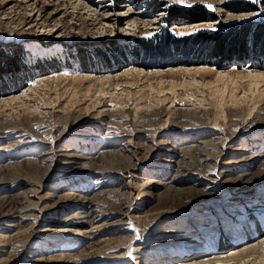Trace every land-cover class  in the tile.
<instances>
[{
  "label": "rangeland",
  "instance_id": "374dc122",
  "mask_svg": "<svg viewBox=\"0 0 264 264\" xmlns=\"http://www.w3.org/2000/svg\"><path fill=\"white\" fill-rule=\"evenodd\" d=\"M185 3L0 0V264H264V0Z\"/></svg>",
  "mask_w": 264,
  "mask_h": 264
},
{
  "label": "trees",
  "instance_id": "16d2710c",
  "mask_svg": "<svg viewBox=\"0 0 264 264\" xmlns=\"http://www.w3.org/2000/svg\"><path fill=\"white\" fill-rule=\"evenodd\" d=\"M183 15H180L179 17L185 18L187 22L191 23H197L202 22L207 17L204 9L200 7H192L190 10L182 11ZM176 19V18H175ZM174 18L167 19L168 24L170 25V21H173ZM252 32V31H251ZM257 30L254 31V34H252L251 38L256 42L258 45V42L260 40V35H257ZM215 34L209 32V31H201L198 33V35H194L193 37L189 38H175L169 34L167 29L162 31V35H158L153 38V40H138L135 48V54L138 51H141L142 53H145L148 57L149 56H163L164 52L169 53L167 48L169 46L174 47L175 49L184 50L187 51V47L189 44L201 42V41H216L219 39L218 37L215 38ZM164 51V52H163Z\"/></svg>",
  "mask_w": 264,
  "mask_h": 264
},
{
  "label": "snow or ice",
  "instance_id": "6c2138e0",
  "mask_svg": "<svg viewBox=\"0 0 264 264\" xmlns=\"http://www.w3.org/2000/svg\"><path fill=\"white\" fill-rule=\"evenodd\" d=\"M253 2H255V0H253ZM173 3L175 4H179L183 7H186V8H192L193 5L192 4H186L185 3V0H173ZM205 8H207L208 10H211V11H215V7L213 5H210V4H206V5H203ZM216 29H212V31H215Z\"/></svg>",
  "mask_w": 264,
  "mask_h": 264
}]
</instances>
